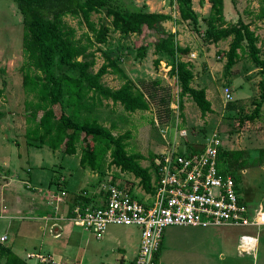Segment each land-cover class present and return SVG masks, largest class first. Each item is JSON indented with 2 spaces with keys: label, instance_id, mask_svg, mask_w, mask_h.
I'll return each mask as SVG.
<instances>
[{
  "label": "rangeland",
  "instance_id": "374dc122",
  "mask_svg": "<svg viewBox=\"0 0 264 264\" xmlns=\"http://www.w3.org/2000/svg\"><path fill=\"white\" fill-rule=\"evenodd\" d=\"M198 1L191 0L197 18L196 25L179 20L175 5L170 0H110V3L127 10L168 15L169 19L160 25L165 31L174 34V39L180 47L189 48L188 56L182 57L181 61L191 64L193 79L190 85L196 89H204L206 99L214 110L205 114L202 119L195 105L187 97L183 99L182 116L178 115V88L167 72L171 59L163 54L153 53L152 44L156 35L152 31L142 27V33L138 35H121L114 32L111 30L110 19L104 16V9L91 13L89 17L94 25L102 24L109 29L106 42L90 49L94 51L92 71L95 72L103 62L98 50H94L97 47L115 59L137 87L143 83L146 90L153 88L155 98L153 102H149L148 110L133 113L124 112L118 104L102 100L100 104H95L90 112H84L81 116L94 119L109 129L113 136L127 133L124 140L126 153L139 154L140 166L147 167L150 173V161L155 160L157 163L166 153L185 147L200 149L212 137L220 140L222 150L244 153L242 158L249 166L254 165L251 162L256 159L258 150L264 149V98L259 95V81L264 75L244 54L240 55L230 68H224L229 39L216 44L201 41L204 28L201 19L207 16L209 4L202 0L200 5ZM223 6L224 19L227 22L234 23L240 18L249 23V29L258 37L256 45L259 48V58L264 60V20H254L258 0H223ZM62 21L73 30V39L83 40L82 35L87 30L80 18L66 16ZM21 30L20 15L13 2L0 0V184L9 179V175L6 179L2 175L5 170L19 172L22 174L20 179L29 175L30 182L22 184L21 180H17L9 185L12 191L17 189L18 197L29 198L30 190L26 189V185L45 190L50 180L53 182L61 176L70 192L77 188L90 192L89 188L94 192L107 183L125 184L134 186V196L138 201H143L144 195L137 185L138 180L128 173L119 172L113 166H107V156L103 159L100 173L80 168L77 160L80 149L84 148L82 141L76 144L74 155H63L59 150L51 151L45 146L28 148L24 137L28 124L25 121L23 103L30 98L21 87L19 68L24 60ZM143 45V57L136 58V48ZM154 59L160 61L157 67L152 65ZM153 81H158L159 87L150 86ZM100 83L114 90L119 87L121 81L115 75L107 73L100 78ZM262 87L264 88V85ZM224 88H227L231 95L229 102H224ZM166 93L169 96V113L157 104L158 98ZM226 105H229L231 110L226 109ZM254 109L257 110V115L253 120L242 119L243 116L251 115ZM53 111L58 116L61 110L56 105ZM63 112L68 113V109L63 108ZM219 168L223 171L220 163ZM26 169L30 173H27ZM236 173L241 192L239 194L246 208L250 212L257 209L264 211V161L259 166L245 167ZM93 180L96 184L88 185ZM5 202L7 201L4 200L6 207ZM8 225L7 220L0 219V234L6 233ZM105 231L116 238L126 237L132 244L135 242L133 227L110 225ZM256 232L258 235L254 251L239 252L236 247L238 237L248 234L254 236ZM89 241L91 244L81 247V253H76L73 247L68 246L67 253L72 264H117L115 257L119 251L112 244L100 246L99 242L95 244L94 238ZM158 264H264V227H260L258 231L255 228L233 226L166 227L161 235Z\"/></svg>",
  "mask_w": 264,
  "mask_h": 264
},
{
  "label": "trees",
  "instance_id": "16d2710c",
  "mask_svg": "<svg viewBox=\"0 0 264 264\" xmlns=\"http://www.w3.org/2000/svg\"><path fill=\"white\" fill-rule=\"evenodd\" d=\"M21 19V48L24 57L19 70L21 73V87L30 98L24 101L25 121L28 127L24 137L26 144L31 147L45 146L51 151L59 150L63 155H74L76 144L84 143L78 155V166L87 168L94 173H100L104 157H108L107 166L115 167L121 173H128L137 179V185L142 193L152 194L153 183L157 180L155 160L150 161L152 173L147 167L139 164V154H127L125 139L127 133L113 136L110 130L98 124L94 119L81 116L90 112L95 104L102 100L118 104L124 112L146 111L149 102H153V88L146 90L140 82L137 87L119 67L118 62L98 50L103 62L95 72L94 45L106 42L108 27L94 25L90 20L91 13H98L104 9V16L110 19L111 30L121 35H138L145 30L152 31L156 38L153 41V53L163 54L171 59L168 67V76L176 82L178 93L176 110L182 116L183 99L189 98L199 111L200 118L211 113L209 102L205 99L203 88H193L190 84L193 79L191 64L181 61L189 54L188 47H180L174 34L165 31L160 23L169 19L168 15L147 14L139 10H127L112 5L110 0H11ZM209 4L208 14L201 19L204 28L201 41L206 44H216L229 39L225 51L224 68L228 69L236 63L240 55H245L250 62L260 69L264 75V60L259 58L257 47L258 37L249 29V23L238 18L234 23L227 22L223 15V0H206ZM175 5L178 18L196 25V14L192 9L191 0H170ZM202 4V0L198 1ZM66 16L80 18L87 32L82 39H73V30L68 28L62 19ZM254 20H264V0H258L257 13ZM145 46L136 48L135 57L142 58ZM158 59L152 60L153 67L159 64ZM71 72L72 74H69ZM115 75L121 84L117 89H110L100 83L105 74ZM150 86L159 87L158 81L150 82ZM260 97L264 98V76L259 81ZM169 96L167 93L160 96L157 104L169 113ZM58 105L60 113L55 115L53 107ZM68 109V113L63 112ZM230 110V106L226 105ZM257 115L254 109L251 115L242 119L253 120ZM81 135V137H80ZM244 153L240 151L217 150L216 169L220 173L232 170L237 171L245 167L259 166L264 161V149L258 151L257 157L249 166ZM219 163L225 165V171L220 170ZM246 163V164H245ZM223 168V167H222ZM233 175V174H231ZM234 180L238 182V177ZM122 187L132 198L134 186ZM88 202V199L79 196L74 204ZM3 264H25L17 258L8 247L0 244V260Z\"/></svg>",
  "mask_w": 264,
  "mask_h": 264
},
{
  "label": "built area",
  "instance_id": "2783aa9c",
  "mask_svg": "<svg viewBox=\"0 0 264 264\" xmlns=\"http://www.w3.org/2000/svg\"><path fill=\"white\" fill-rule=\"evenodd\" d=\"M224 102L231 100L223 89ZM212 137L198 150L185 148L171 151L158 159L157 180L153 193L144 200L131 197L118 184L107 183L99 188L98 197L84 191L88 202L74 204L68 220L100 240L110 225L133 227L138 231L137 250L126 264H158L161 235L169 226L219 228L250 227L257 231L264 227V211H249L240 201V189L233 175L216 169V155L220 147ZM258 233L238 237L239 252L255 249ZM0 240H5L1 237ZM32 255H27L31 257ZM40 262L44 260L35 255Z\"/></svg>",
  "mask_w": 264,
  "mask_h": 264
},
{
  "label": "crops",
  "instance_id": "0c3cea01",
  "mask_svg": "<svg viewBox=\"0 0 264 264\" xmlns=\"http://www.w3.org/2000/svg\"><path fill=\"white\" fill-rule=\"evenodd\" d=\"M211 111L214 112L213 109ZM219 148L221 149V145ZM221 151L224 150L221 149ZM26 172L30 173L28 169H26ZM227 172L237 175L236 171L228 170ZM2 175L5 179L9 175V179L2 181L0 184V219L7 220L9 225L6 233L0 234V238L5 237V240H0V244L8 247L25 264H72L67 253L68 246L73 247L76 253H81L83 250L81 247L90 245L89 240L93 237L90 233L79 226L73 225L68 220L69 209L74 205L76 198L80 196L82 191L90 197H95L99 188L94 192L89 188L90 192L83 190V188H77L70 192L65 186V179L60 176L53 182L50 180L45 186V190L26 185V189L30 192L28 193L29 198H24L18 197L17 189L12 191L9 185L17 180H21L22 184L26 181L30 182L29 175L26 174V178L20 179L19 177L22 174L8 170L3 171ZM93 184H96L95 180L88 185L92 186ZM4 200L7 201L5 202L6 207L4 206ZM240 201L243 203L241 195ZM20 212L22 213L18 214ZM76 228L82 231L75 230ZM133 229L135 230L134 244L126 237L116 238L107 231L104 232L100 240H94V242L95 244L99 242L100 246L112 244L119 251L115 257L117 264H126L133 259L137 250L138 231L135 228ZM85 232L89 235H86ZM27 255L32 256L27 257ZM35 255L40 256L44 261L40 262L35 258ZM3 262L4 260L1 259L0 264H3Z\"/></svg>",
  "mask_w": 264,
  "mask_h": 264
}]
</instances>
